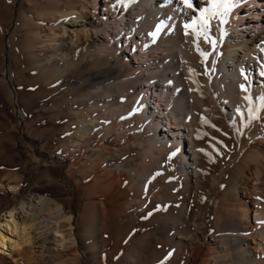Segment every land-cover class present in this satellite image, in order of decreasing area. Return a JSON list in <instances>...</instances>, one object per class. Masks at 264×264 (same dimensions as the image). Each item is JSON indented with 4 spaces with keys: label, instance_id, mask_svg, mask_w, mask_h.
Instances as JSON below:
<instances>
[{
    "label": "bare ground",
    "instance_id": "bare-ground-1",
    "mask_svg": "<svg viewBox=\"0 0 264 264\" xmlns=\"http://www.w3.org/2000/svg\"><path fill=\"white\" fill-rule=\"evenodd\" d=\"M25 1L43 9L52 7L47 22L26 35L21 44L25 64L33 62L35 69L50 68L53 79L83 62L96 68L88 80L100 85L87 96L103 95L101 99H105L115 94L124 98L153 126L156 137L143 150L144 156L159 153V147L167 145L189 147L190 152L182 154L181 166L188 182L190 175L201 178L200 161L216 160L223 136L235 138L242 145L240 157L211 187L213 192H225L224 210L212 224L206 218L208 211L201 213L202 221L192 223L199 226V234L178 233L176 241L187 252L183 264H264L263 219L258 213L251 218L248 208V204L256 207L258 193H262L263 170L259 166L264 164V151L250 146L253 142L264 145V107H259L257 99L264 95V17L259 8L264 3L234 0L235 7L227 15L210 21L208 42L194 36L191 29L186 34L184 27L200 15L199 9L207 7L208 0H192V8L185 7L183 0ZM161 22L159 33L151 35ZM116 64L117 81L104 85L113 75L106 65ZM250 108L255 111V119L250 118ZM163 122L167 127L160 128ZM204 132L207 138L197 147L194 137ZM127 171L106 168L95 177L92 187L107 189ZM145 177L140 173L138 182L145 183ZM194 187H198L196 183ZM47 198L40 196L36 206L50 213L55 209L58 220L61 205L55 202L52 210ZM31 205L22 200L1 217L0 264H39L43 253L49 252L48 245L60 236L49 230L39 231L47 222L42 224L44 220L37 219ZM184 205V222L182 217L179 222L168 221L154 235L179 226L188 229L191 220H184L189 213ZM236 207L241 208V214ZM64 219L69 222L72 215Z\"/></svg>",
    "mask_w": 264,
    "mask_h": 264
},
{
    "label": "rangeland",
    "instance_id": "rangeland-1",
    "mask_svg": "<svg viewBox=\"0 0 264 264\" xmlns=\"http://www.w3.org/2000/svg\"><path fill=\"white\" fill-rule=\"evenodd\" d=\"M40 7L25 0H0V220L22 200L32 202L37 219L47 222L39 231L60 235L39 264H183L187 252L177 244L176 235L199 234V226L192 223L197 219L200 223V214L206 211L207 221H216L225 208L226 194L211 187L240 157L242 145L223 136L216 160L200 161L201 178L190 175L188 182L181 166L189 147L167 145L144 156L143 150L156 137L153 126L124 98L87 96L100 85L88 80L96 68L83 62L53 79L50 68L25 64L21 44L47 22L52 10ZM263 7L259 8L264 17ZM106 68H112L113 75L104 85L117 81L119 65ZM74 85L78 87L71 90ZM205 133L194 137L197 147L207 138ZM250 147L264 151V145L255 142ZM110 167L129 171L107 189L92 187L95 177ZM259 167L263 194L256 198L257 212L251 204L248 208L251 218L258 213L264 225V164ZM140 173L146 174L145 183L138 182ZM219 186H223L220 181ZM40 196L48 197L52 210L55 202L60 203L58 220L55 209L39 210ZM184 204L189 209L184 220H191L190 227L154 235L168 221L181 220ZM69 214L68 222L64 218Z\"/></svg>",
    "mask_w": 264,
    "mask_h": 264
},
{
    "label": "snow or ice",
    "instance_id": "snow-or-ice-1",
    "mask_svg": "<svg viewBox=\"0 0 264 264\" xmlns=\"http://www.w3.org/2000/svg\"><path fill=\"white\" fill-rule=\"evenodd\" d=\"M183 4L187 8H192V0H183ZM232 7H235L234 0H208V6L202 9H199L200 15L195 17L190 23H186L184 25L186 34L187 30L191 29L192 34L196 37H203L206 41L211 42L208 40V31L210 26V21L214 18H218L221 15H227ZM163 27V22L158 24L156 27V31L151 33V35L156 36L161 28ZM264 75V72L261 73ZM243 88V85H241ZM246 99H248L246 97ZM260 101L259 107H264V95H261L257 98ZM258 111V109H256ZM252 115L250 116L251 119H255V111L253 109H249ZM172 155H175L173 153ZM163 264V262H161Z\"/></svg>",
    "mask_w": 264,
    "mask_h": 264
}]
</instances>
